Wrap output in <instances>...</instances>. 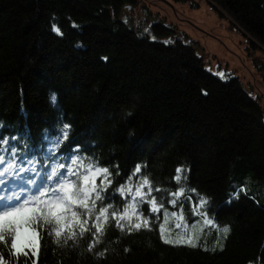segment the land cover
<instances>
[{"label":"trees","instance_id":"obj_1","mask_svg":"<svg viewBox=\"0 0 264 264\" xmlns=\"http://www.w3.org/2000/svg\"><path fill=\"white\" fill-rule=\"evenodd\" d=\"M204 1L264 51V0ZM135 6L136 0H0V140L7 141L0 165H46L48 158L54 168L70 164L78 150L85 162L94 158L111 170L110 197L135 178L138 165L155 186L177 190V169L184 167L185 187L196 190L191 200L173 208L170 195H154L169 213L183 207L187 223L199 228L192 208L206 198L208 215L229 232L204 229L222 238L212 252L203 241L165 244L162 211L153 231L121 232L113 222L93 251L91 236L57 241L47 232L36 257L28 248L18 258L0 250L10 264H264L263 109L237 78L207 72L173 28L153 24L152 39L142 34L124 14ZM237 189L244 190L238 200ZM114 202L123 211L119 192ZM141 210L155 220L150 205Z\"/></svg>","mask_w":264,"mask_h":264},{"label":"snow or ice","instance_id":"obj_2","mask_svg":"<svg viewBox=\"0 0 264 264\" xmlns=\"http://www.w3.org/2000/svg\"><path fill=\"white\" fill-rule=\"evenodd\" d=\"M59 31V29H55ZM54 99V98H53ZM3 125H0L2 128ZM70 126L65 124L64 129ZM67 137L68 132L63 133ZM11 139V138H9ZM59 130L53 141V151L59 144ZM7 141L0 140V144ZM13 156L16 150L12 149ZM71 163L65 165L60 163L42 176L39 182L33 177L39 175L33 171V177L25 181V188L21 191L7 189V181L0 180V245L7 248V256L18 258L27 256L25 248L31 250L32 257L37 256V241L41 238V232H47L59 240L63 237L65 241L77 238L92 237V243L88 251H93L96 244L100 243V237L107 229L115 223V227L121 232H139L141 230L153 231L156 221H159L163 211L164 223L159 224L160 238L165 244L186 243L196 247L198 239L195 231L188 234L187 217L183 207L177 212L169 213L164 201L157 198L154 193H165L171 196V206L177 208L186 201L191 200L189 193H195V189L186 188L183 173L184 167L177 169L175 180L179 189H164L153 184L151 179L142 173V165H138L133 172V178L129 182L121 184L112 189L111 197L106 195L115 180L108 167L101 166L93 158L91 163L82 160L78 150L69 157ZM5 163V158L0 157V164ZM75 165V167H73ZM81 169H83L81 171ZM16 165L8 160L7 165L0 168V177L8 176L12 179V173ZM98 180H102L98 183ZM243 189H237L233 199H240ZM11 194H8V193ZM123 197V211L115 204L116 193ZM246 195L247 193L244 192ZM199 196L198 193H196ZM106 201H109L106 203ZM231 203V199L228 201ZM209 201L201 197L199 204H193L192 214L200 219V232L205 228H215L217 232H229L228 227L221 229L214 217L208 215ZM142 205H150L151 213L155 220L149 219L142 211ZM175 218V228L170 227V221ZM195 229V225H192ZM182 229L183 231H176ZM97 255H102L98 253ZM0 264H10L2 250H0ZM35 264V261H33Z\"/></svg>","mask_w":264,"mask_h":264},{"label":"rangeland","instance_id":"obj_3","mask_svg":"<svg viewBox=\"0 0 264 264\" xmlns=\"http://www.w3.org/2000/svg\"><path fill=\"white\" fill-rule=\"evenodd\" d=\"M165 1L188 20L189 26L172 22L145 0H136V6L124 10V14L133 19L142 34L151 39V25L160 23L173 28L175 37L191 45L196 55L203 59L207 72L220 80L229 76L237 78L245 93L256 100L264 112V51L252 48L242 32L233 26L230 18L215 12L206 1ZM174 223L172 228L177 223L175 218ZM192 225H195V229ZM196 225L188 223L187 228L188 234L195 231L198 236L196 244L203 241L202 248L211 252L221 245V237L210 232L201 233Z\"/></svg>","mask_w":264,"mask_h":264},{"label":"water","instance_id":"obj_4","mask_svg":"<svg viewBox=\"0 0 264 264\" xmlns=\"http://www.w3.org/2000/svg\"><path fill=\"white\" fill-rule=\"evenodd\" d=\"M145 1L148 2L156 10L166 15L172 22L182 26H189L188 20L178 11H176L167 1L165 0H145Z\"/></svg>","mask_w":264,"mask_h":264}]
</instances>
